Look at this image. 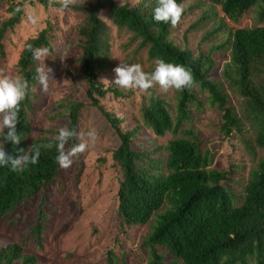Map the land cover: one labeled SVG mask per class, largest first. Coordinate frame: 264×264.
I'll return each mask as SVG.
<instances>
[{"label": "trees", "instance_id": "obj_1", "mask_svg": "<svg viewBox=\"0 0 264 264\" xmlns=\"http://www.w3.org/2000/svg\"><path fill=\"white\" fill-rule=\"evenodd\" d=\"M39 1L47 4L46 0ZM208 1L212 6H218L232 22H237L251 10L255 11L258 25L224 31L220 22L202 40L208 42L223 35L220 43L213 45L208 52L199 50L195 54L172 39L173 32L187 13L200 6L185 9L174 28L170 22L153 19L157 0H139L134 6L118 5L115 0H105L104 3L96 0L69 8L82 17V25L76 27L81 50L77 70L79 79L88 88L89 105L104 115L119 140L118 147L112 152V160L121 174L116 196L120 229L125 233L156 217L155 226L142 244L149 252L145 264H264V0ZM187 2L177 0L183 6ZM3 3L7 4L10 17L0 26L1 55L4 39L15 31L24 15L21 1L0 0V4ZM52 5L60 7L57 2ZM103 9L119 32L131 35L127 46L138 42L136 53L145 51L149 62L162 58L166 63L191 69L198 86L191 90L174 89L175 116L168 102L154 92L143 100L140 121L131 129L123 131L124 120L104 110L100 101L108 94L112 93L115 98L123 96L116 87L105 88L98 81L112 62L108 28L99 17ZM210 14L211 11H205L199 22H210ZM53 38L48 27L23 44L16 67L17 75L28 81L29 92L18 114L17 133L21 142L18 145L5 143L4 149L7 155L15 158L21 150L27 152L34 144L51 143L53 147H41L38 163L28 165L22 172L12 171L10 165L0 166V220L47 190L60 174L61 168L56 161L58 141L54 139L59 128H42L38 137L29 140L32 130L30 116L35 114V109L40 110L42 97L36 78L39 61L33 59L27 46L47 48L51 53ZM215 50L229 52V61L221 70L222 80L211 76L215 69L212 59ZM227 87L240 99L238 111L229 105ZM199 92L205 96L207 105L220 112L222 123L219 130L223 136H230L233 130L241 132L245 124L252 130L253 140L247 143V151L257 157L258 149L262 155L243 187H232V183L237 184L231 179L232 170L211 169L214 153L191 132L183 131L191 123L193 111L198 112L203 105L197 96ZM83 106V103L62 100L51 109L46 120L66 119L65 126L77 131ZM145 130L151 134L153 143L167 137L168 140L164 145L148 148L138 142ZM75 143L78 141L71 140L66 147ZM45 221L46 215L40 207L31 231L38 242ZM157 247L166 249L170 259L159 254ZM0 264L38 262L34 255L25 254L21 245L9 243L0 247ZM105 264L127 262L115 251H108Z\"/></svg>", "mask_w": 264, "mask_h": 264}, {"label": "rangeland", "instance_id": "obj_2", "mask_svg": "<svg viewBox=\"0 0 264 264\" xmlns=\"http://www.w3.org/2000/svg\"><path fill=\"white\" fill-rule=\"evenodd\" d=\"M24 7V15L20 25L12 33H8L3 41V54H0V73L17 76L16 63L23 44L26 40L36 37L42 30L49 27L54 34L51 39L53 52L49 53L44 61L45 65L54 72L57 83L50 82L48 92L41 93L40 110L35 109V114L30 116L32 127L29 140L38 137V132L44 128H61L67 124V120L47 121L51 109L62 100L83 103L79 115L77 132L87 133L92 128L98 132V140L90 144L88 151L74 158L73 165L68 169H60L56 181L47 190L41 192L36 198L20 205L13 213L0 220V247L9 243H16L23 247L25 254L34 255L38 264H105L108 251H115L116 255L124 258L127 264H145L148 261L149 252L143 247V241L147 238L155 226L156 217L149 223L127 230L120 229L116 216L117 191L121 181L119 167L112 160V152L118 147L119 140L113 128L109 125L104 115L89 105L86 92L87 87L80 81L78 70V58L80 57V40L76 27L82 25V17L68 9L57 12L58 6H50V0L43 4L39 0H17ZM96 0H80L77 4H84ZM104 3L105 0H99ZM139 0H115L118 5L128 4L134 6ZM59 3V0H55ZM200 6L187 13L173 32L172 41L184 47H188L195 54L199 50L208 52L213 46L220 43L218 39L202 42L203 37L212 28L218 27L220 22L225 30L239 28H251L256 22L255 11H249L237 22H232L218 6H212L208 0H188L184 10L188 7ZM7 4H0V26L3 20L10 17ZM205 11H211L212 20L203 22L199 20ZM213 11V12H212ZM34 12L38 17L36 25L28 22L27 13ZM100 17L110 36L112 49V62L98 81L107 87H116L122 92L123 97L115 98L112 93L100 101L106 112L113 113L124 120L123 131L131 129L140 121V107L144 99L151 92L166 100L175 116L174 89L164 92L158 85H154L147 91L138 89L125 90L110 84L115 79L114 69L122 64H140L145 72H152L155 63L147 60L146 52L137 51L138 42L130 43L129 33L119 32L111 23L106 9L100 10ZM264 24V22H263ZM195 26V28H192ZM127 46L124 48V46ZM55 52V54H54ZM215 61V69L211 76L221 79V70L229 61V52L215 50L212 55ZM57 58V59H56ZM41 61H39V65ZM107 80L108 82L104 81ZM196 91V90H195ZM229 105L240 109V99L230 91ZM198 99L203 102L202 107L193 111L192 121L184 128L191 132L195 138L204 143L214 153L211 169L218 171L232 170L231 179L237 181L232 187H243L251 171L256 168L262 155L256 149L257 157H253L247 151V143L253 140V133L246 124L241 132L232 131L225 137L220 133L222 123L221 114L216 108L207 105L205 96L197 93ZM182 135V134H181ZM170 138V137H169ZM87 139V137H85ZM159 140V141H158ZM153 143L151 134L145 130L139 143L153 149V145L161 146L167 142L168 137L158 139ZM78 143L80 142L77 140ZM71 147L67 146L66 148ZM41 203H44L41 205ZM42 207L46 215V221L42 223L44 230L41 233L40 242L31 231L37 222L38 211ZM157 252L168 260L170 259L166 249L157 247Z\"/></svg>", "mask_w": 264, "mask_h": 264}, {"label": "clouds", "instance_id": "obj_3", "mask_svg": "<svg viewBox=\"0 0 264 264\" xmlns=\"http://www.w3.org/2000/svg\"><path fill=\"white\" fill-rule=\"evenodd\" d=\"M55 0H50V6ZM80 0H59L60 7L55 9L57 12H64L70 6L77 4ZM25 9L28 5L25 4ZM21 9H17L20 11ZM184 6L178 4L177 0H157V6L154 8L153 19L156 22L171 23L172 27H176L181 20ZM103 17V15L99 16ZM28 22L36 25L38 17L34 12L27 13ZM27 50L32 53V57L36 61H41L37 67V80L41 85L43 92H48L50 82L57 83L54 79L53 69L47 67L44 63L49 55L47 48H34L31 44L27 46ZM155 69L152 72H145L140 64H122L114 69L115 79L110 84H115L121 89L132 90L138 89L147 91L154 85H158L164 92L171 89L175 90H191L197 87V81L190 68L180 64L166 63L162 58L155 61ZM29 92V83L22 76H10L0 73V166H11L14 172L24 171L28 165L38 163L40 156V148L50 149L53 144L49 143L42 146L35 144L27 151L21 150V154L15 158L7 155L4 144L11 143L18 145L21 142L20 134L17 133V124L19 123V112L21 103L25 100ZM5 129L7 132L5 134ZM87 137V139H85ZM99 138L95 128L90 129L87 133H78L74 129L67 126L58 130V135L54 138L58 155L56 161L61 169H68L74 163V158L88 151L90 144L95 143ZM71 140H79V143L73 144L66 148Z\"/></svg>", "mask_w": 264, "mask_h": 264}]
</instances>
